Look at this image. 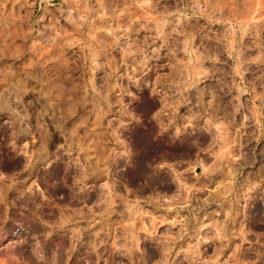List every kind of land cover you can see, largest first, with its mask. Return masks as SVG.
<instances>
[{
	"label": "rangeland",
	"instance_id": "1",
	"mask_svg": "<svg viewBox=\"0 0 264 264\" xmlns=\"http://www.w3.org/2000/svg\"><path fill=\"white\" fill-rule=\"evenodd\" d=\"M264 0H0V264H264Z\"/></svg>",
	"mask_w": 264,
	"mask_h": 264
},
{
	"label": "flooded vegetation",
	"instance_id": "2",
	"mask_svg": "<svg viewBox=\"0 0 264 264\" xmlns=\"http://www.w3.org/2000/svg\"><path fill=\"white\" fill-rule=\"evenodd\" d=\"M263 263H264V260H263Z\"/></svg>",
	"mask_w": 264,
	"mask_h": 264
}]
</instances>
